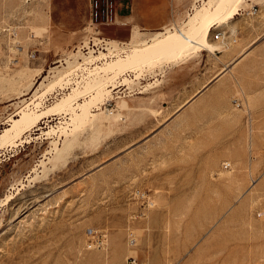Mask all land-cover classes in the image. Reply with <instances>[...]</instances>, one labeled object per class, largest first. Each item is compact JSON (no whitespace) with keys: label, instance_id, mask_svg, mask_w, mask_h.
Segmentation results:
<instances>
[{"label":"rangeland","instance_id":"374dc122","mask_svg":"<svg viewBox=\"0 0 264 264\" xmlns=\"http://www.w3.org/2000/svg\"><path fill=\"white\" fill-rule=\"evenodd\" d=\"M169 1L185 19L166 32L188 29L209 0ZM237 2L230 25L211 31L215 50L175 60L207 53L209 79L228 65L184 107L165 108L159 82L142 87L161 60L105 79L85 123L53 111L4 135L165 30L142 36L129 20L95 33L85 1L0 0V264H264V0ZM91 41L105 42L87 52ZM89 229L106 235L103 248L86 247Z\"/></svg>","mask_w":264,"mask_h":264},{"label":"bare ground","instance_id":"6f19581e","mask_svg":"<svg viewBox=\"0 0 264 264\" xmlns=\"http://www.w3.org/2000/svg\"><path fill=\"white\" fill-rule=\"evenodd\" d=\"M237 3V0H209L206 5L197 8L194 14L190 17V20L188 21V29L181 30L177 28L176 30L159 32V36L153 40V42L147 43L146 45H144L145 43H142L144 46L138 45V47H134L135 49L132 48L134 50L129 56H126L125 58L118 57L109 62L107 61L104 66H99L101 68L100 72L103 73L101 75L102 78H99V76V79L96 78L93 79V81L91 80L92 82H87V85H85L84 88H76L73 93L64 97L59 103L49 107L39 114L33 115L30 112L24 111L21 118H14L13 127L6 129L4 135L8 134L11 129H17V133L20 135L25 131L26 127L38 123L53 111H70L71 121L76 125L85 123L91 117L90 108L92 104L102 100L104 96H106L108 90L105 88V82H107L105 79L108 77L112 78L119 74L120 71L129 67L137 66L143 61H153L154 59L162 57L185 56L199 51L202 47L216 49L217 47L215 46V43L212 42L210 38L211 27L218 21L219 26H221L223 20L229 24L230 19L238 8ZM231 29L234 31L233 26ZM221 33L222 30H217L214 37H220ZM108 54V52H103L102 55L107 57ZM97 58L98 55H95L93 58L87 60L93 62ZM67 76H69L68 72L60 74L56 80L51 82L52 85L55 83H61ZM87 94H90V98L75 105L80 97Z\"/></svg>","mask_w":264,"mask_h":264},{"label":"crops","instance_id":"0c3cea01","mask_svg":"<svg viewBox=\"0 0 264 264\" xmlns=\"http://www.w3.org/2000/svg\"><path fill=\"white\" fill-rule=\"evenodd\" d=\"M82 1H85L89 5V0ZM175 4L177 5L174 6ZM124 9L127 11V14L124 15L127 21L131 20L132 24L136 23L142 29L146 30H140V33L143 34L142 36L154 32H165L166 30L164 28L170 23V21L176 22L185 19L184 8L180 7L176 1L170 3L169 0H126ZM232 18H234V16ZM214 27H220L219 21L211 27V31ZM147 29H163L165 31L157 30L154 32H148ZM137 31L138 30L133 29V37L134 34L138 33ZM201 50L212 51V49L207 47H202L199 51ZM228 58L230 59L228 60L231 61L232 58L230 56H228ZM177 59L179 60L183 58L174 57L170 60L154 59L155 61L149 60V63L143 61L137 65L139 67L145 64L153 65L158 61L165 60L157 65L154 68V71L144 74L141 77L140 82L142 83V87L146 85L147 80L152 84L159 82L158 90L164 93V98L162 99L164 107L168 108L177 106L176 110L184 107L187 102L197 97V95L206 89L210 83L216 80L217 77L223 73V70L228 67V65H226V67L223 66V70L221 69L209 79L207 53H201V55H198L195 59L175 62ZM155 87H157V85H155ZM179 100H182V103L176 105V102Z\"/></svg>","mask_w":264,"mask_h":264},{"label":"built area","instance_id":"2783aa9c","mask_svg":"<svg viewBox=\"0 0 264 264\" xmlns=\"http://www.w3.org/2000/svg\"><path fill=\"white\" fill-rule=\"evenodd\" d=\"M121 0H89V27L91 29H95V33L101 32L104 27L111 26H124L127 24V20L125 16L120 12ZM224 32L222 30L220 37H215V39H220L221 37L224 39ZM105 38V37H103ZM226 40V39H225ZM236 41V40H235ZM105 42V41H104ZM103 42V43H104ZM103 43H95L91 41L86 50L87 52L96 51L95 49L101 47L103 48ZM121 45L126 44V42H120ZM228 42H225L224 45H227ZM91 48V49H90ZM121 54H125L124 51H121ZM226 167L230 166V163L225 164ZM139 201L145 205V207H152L154 205L153 197L147 193L145 190L137 189ZM134 198V197H133ZM87 243L86 247L88 249H98L103 248L106 242V235L103 233H99L94 229H89L87 232Z\"/></svg>","mask_w":264,"mask_h":264}]
</instances>
